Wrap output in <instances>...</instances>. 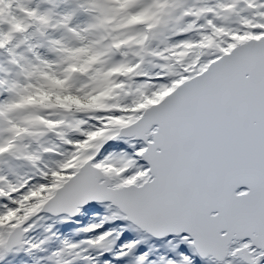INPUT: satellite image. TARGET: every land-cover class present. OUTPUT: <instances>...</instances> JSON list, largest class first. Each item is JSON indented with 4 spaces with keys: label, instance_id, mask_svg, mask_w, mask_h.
Returning a JSON list of instances; mask_svg holds the SVG:
<instances>
[{
    "label": "snow or ice",
    "instance_id": "snow-or-ice-1",
    "mask_svg": "<svg viewBox=\"0 0 264 264\" xmlns=\"http://www.w3.org/2000/svg\"><path fill=\"white\" fill-rule=\"evenodd\" d=\"M0 264H264V0H0Z\"/></svg>",
    "mask_w": 264,
    "mask_h": 264
},
{
    "label": "rangeland",
    "instance_id": "rangeland-1",
    "mask_svg": "<svg viewBox=\"0 0 264 264\" xmlns=\"http://www.w3.org/2000/svg\"><path fill=\"white\" fill-rule=\"evenodd\" d=\"M68 235H71V233H69ZM37 236H39V230L37 231ZM147 245H159L161 251H164L165 250L164 249V246H163V243L161 241L153 242L152 240H148L147 241Z\"/></svg>",
    "mask_w": 264,
    "mask_h": 264
}]
</instances>
